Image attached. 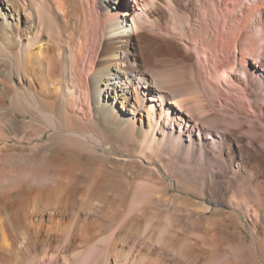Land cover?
<instances>
[{
    "label": "bare ground",
    "instance_id": "bare-ground-1",
    "mask_svg": "<svg viewBox=\"0 0 264 264\" xmlns=\"http://www.w3.org/2000/svg\"><path fill=\"white\" fill-rule=\"evenodd\" d=\"M0 264H264V0H0Z\"/></svg>",
    "mask_w": 264,
    "mask_h": 264
},
{
    "label": "rangeland",
    "instance_id": "rangeland-1",
    "mask_svg": "<svg viewBox=\"0 0 264 264\" xmlns=\"http://www.w3.org/2000/svg\"><path fill=\"white\" fill-rule=\"evenodd\" d=\"M112 5L115 6V5L113 4V2H112ZM111 9H113V7H111ZM125 30L128 31L129 29L126 28ZM117 98H118V97H117ZM103 99H104V101H105V100H106V96H104ZM116 103H117V101H116ZM117 104H118L120 107L123 106V103L118 102ZM107 149H109V146L107 147ZM101 150H102V152L104 151V153L106 152V149H104V148H101ZM243 219H244V222H245L247 225H249V220H248L246 217H244Z\"/></svg>",
    "mask_w": 264,
    "mask_h": 264
}]
</instances>
